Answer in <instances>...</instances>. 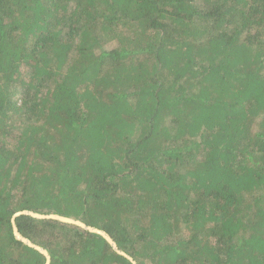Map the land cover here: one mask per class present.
Returning <instances> with one entry per match:
<instances>
[{
    "label": "trees",
    "instance_id": "trees-1",
    "mask_svg": "<svg viewBox=\"0 0 264 264\" xmlns=\"http://www.w3.org/2000/svg\"><path fill=\"white\" fill-rule=\"evenodd\" d=\"M22 210L137 264H264V0H0V264L45 263Z\"/></svg>",
    "mask_w": 264,
    "mask_h": 264
},
{
    "label": "water",
    "instance_id": "water-1",
    "mask_svg": "<svg viewBox=\"0 0 264 264\" xmlns=\"http://www.w3.org/2000/svg\"><path fill=\"white\" fill-rule=\"evenodd\" d=\"M22 215L29 216V217H32L35 219L55 220V221H58L61 223H66V224L77 226V227H79V228H81V229H83L89 233L99 235L101 238H103L106 241V243L109 245V247L117 255L124 257L131 264H137L131 256H129L128 254H126L125 252H123L122 250H120L118 248L115 241L112 239V237L106 231L98 229V228L93 227V226H89L80 220L72 219V218L61 216L58 214H39V213H35L33 211H28V210H22V211L14 213L10 219L11 230H12V234H13L14 239L17 240L18 242L22 243L23 245L39 252L41 255H43V257L45 259L44 264H50V255L47 252V250L41 246H38L37 244L33 243L30 239L23 236L17 228V225L15 223V219L19 216H22Z\"/></svg>",
    "mask_w": 264,
    "mask_h": 264
}]
</instances>
